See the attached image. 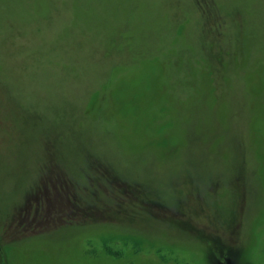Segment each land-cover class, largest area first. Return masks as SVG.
Masks as SVG:
<instances>
[{
  "label": "rangeland",
  "instance_id": "1",
  "mask_svg": "<svg viewBox=\"0 0 264 264\" xmlns=\"http://www.w3.org/2000/svg\"><path fill=\"white\" fill-rule=\"evenodd\" d=\"M0 264H264V0H0Z\"/></svg>",
  "mask_w": 264,
  "mask_h": 264
}]
</instances>
